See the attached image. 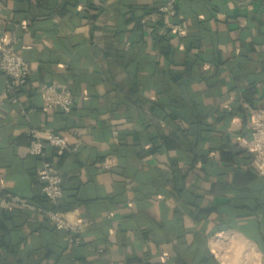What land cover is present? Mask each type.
<instances>
[{
	"label": "crops",
	"instance_id": "0c3cea01",
	"mask_svg": "<svg viewBox=\"0 0 264 264\" xmlns=\"http://www.w3.org/2000/svg\"><path fill=\"white\" fill-rule=\"evenodd\" d=\"M165 1L0 0V33L15 31L29 68L18 103L0 106V183L44 201L26 132L63 135L46 156L82 239L0 209V264H264V178L238 143L264 108V0H176L186 37L163 43L135 17ZM52 80L72 91L71 115L40 109Z\"/></svg>",
	"mask_w": 264,
	"mask_h": 264
},
{
	"label": "built area",
	"instance_id": "2783aa9c",
	"mask_svg": "<svg viewBox=\"0 0 264 264\" xmlns=\"http://www.w3.org/2000/svg\"><path fill=\"white\" fill-rule=\"evenodd\" d=\"M176 15L175 0H167L160 5L157 12L144 15L140 19L141 24L155 23L160 20L166 29L178 36L185 35V28L181 22L173 21ZM18 38L14 30L9 34L0 33V71L5 76V84L0 91V106L5 99L12 103H18L16 91L27 82L29 68L22 55L17 51ZM74 96L70 88L62 82L52 80L41 88L40 109L43 112L59 110L64 114L71 111ZM25 113L24 108H20ZM28 111V110H27ZM231 127L237 128L238 121L233 120ZM28 152L32 156L41 159L37 170V179L40 183V195L47 205H40L27 200L24 197L6 191L0 183V209H10L20 206L27 210L40 213L55 229L68 232L67 242L71 247L81 244L80 221L75 217H69L67 213L58 208L63 197L62 176L54 162L46 156V148L54 147L58 155L67 149L66 138L60 134H50L47 139H42L34 128L27 129ZM113 140L117 141V131L113 132ZM238 143L252 155V164L262 178H264V108H249L245 123V133L239 135ZM116 165L114 155H108L101 163L103 169L109 170ZM108 264H113L109 262Z\"/></svg>",
	"mask_w": 264,
	"mask_h": 264
},
{
	"label": "trees",
	"instance_id": "16d2710c",
	"mask_svg": "<svg viewBox=\"0 0 264 264\" xmlns=\"http://www.w3.org/2000/svg\"><path fill=\"white\" fill-rule=\"evenodd\" d=\"M167 1V0H166ZM165 1V2H166ZM165 2H163L162 4H164ZM162 4H160V5H162ZM159 5V6H160ZM159 6H157L156 8H153V9H146L145 10V14L144 15H147V14H149V13H151V12H157V10H158V8H159ZM175 10H176V15L172 18L173 19V21H176V22H179L178 21V19H176L175 17L177 16V7H176V0H175ZM143 15V16H144ZM136 16V15H135ZM140 19H141V17L139 18L138 16H136L135 17V20H136V23H138V24H140V25H148L149 23H147V24H141L140 23ZM137 25V24H136ZM151 26L153 27V28H156V29H160V28H162V29H164V31H165V33H163V34H158L157 32H156V35L154 36L155 38H161V40L163 39V43L166 41V40H168L169 38H171V37H173V36H177V37H179V39H181V40H183L186 36H178L176 33H173V32H171V30H169V29H166L164 26H163V24L161 23V21L160 20H158V21H156L155 23H152L151 24ZM72 92V91H71ZM73 94V93H72ZM74 96V95H73ZM73 108H74V99H73V103H72V107H71V111L69 112V114H64L63 112H62V114H64L65 116H67V115H71L72 113H73ZM243 149V148H242ZM245 152H247L245 149H243ZM249 153V152H248ZM116 157V156H115ZM250 159H251V161L250 162H252V155H250ZM117 164V163H116ZM58 167V166H57ZM59 169V168H58ZM61 174V173H60ZM258 174V173H257ZM62 176V175H61ZM260 176V175H259ZM261 177V176H260ZM62 190H63V186H62ZM63 196H64V191H63ZM40 197H42V199L44 200V201H42L41 203H39V204H41V205H44V206H46L47 205V202H46V200H45V198L43 197V196H41L40 195ZM62 199H63V197H62ZM62 199H61V202H62ZM60 202V203H61ZM60 203H59V205H58V208H59V206H60ZM38 204V203H37ZM60 209V208H59Z\"/></svg>",
	"mask_w": 264,
	"mask_h": 264
},
{
	"label": "rangeland",
	"instance_id": "374dc122",
	"mask_svg": "<svg viewBox=\"0 0 264 264\" xmlns=\"http://www.w3.org/2000/svg\"><path fill=\"white\" fill-rule=\"evenodd\" d=\"M151 13H153V12H151ZM150 14V13H149Z\"/></svg>",
	"mask_w": 264,
	"mask_h": 264
}]
</instances>
